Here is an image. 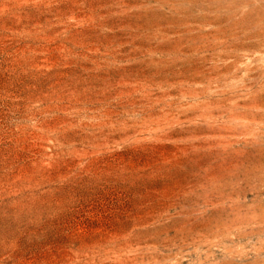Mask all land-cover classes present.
I'll list each match as a JSON object with an SVG mask.
<instances>
[{"label": "rangeland", "instance_id": "obj_1", "mask_svg": "<svg viewBox=\"0 0 264 264\" xmlns=\"http://www.w3.org/2000/svg\"><path fill=\"white\" fill-rule=\"evenodd\" d=\"M0 264H264V0H0Z\"/></svg>", "mask_w": 264, "mask_h": 264}]
</instances>
